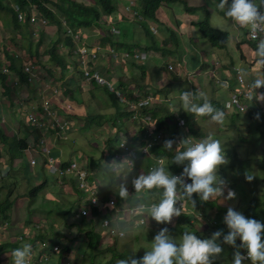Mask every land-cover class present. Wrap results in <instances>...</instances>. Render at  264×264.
<instances>
[{"label":"rangeland","instance_id":"374dc122","mask_svg":"<svg viewBox=\"0 0 264 264\" xmlns=\"http://www.w3.org/2000/svg\"><path fill=\"white\" fill-rule=\"evenodd\" d=\"M53 1V0H51ZM90 1V0H89ZM115 4V11L112 14H115V12L123 13V7L128 0H112ZM137 1V0H135ZM217 2V0H214ZM139 0L136 3V9L139 8ZM212 0H207V2H204V4L199 5L196 9L193 11H186L185 8H191L196 5L195 1L192 0H173L167 4L161 5L160 13L163 15L158 14V12H155V18L152 20V25L155 28V31L153 32L154 36L147 38L149 42H153L152 44V50L149 47H143L146 54V59L142 62L134 61L135 63H129L126 60L121 59H114L111 56V53L114 52L115 55L121 54V53H132L134 52V46L135 44L132 43L130 40L136 41V38L138 37V30L140 27L136 26L135 24H142L141 29L146 31L147 34H150L148 30V26L146 25L147 19L144 18L141 13L140 17L139 15H135L136 17L131 20L134 24L130 22L131 25L124 24L121 21L110 23L109 20L106 19L107 15H103V19L101 20L102 23L100 26H93L88 29H78V33H73L72 40L74 48L76 46H84L86 48H92L93 46H98L100 49L97 51L98 57L95 59V63L93 66H95L102 74H105V76L108 78V80L111 78L114 80L113 76V70L117 71L118 68H120V72L122 73V80L130 76L127 74V71L136 73L139 69V66L142 65L141 63H147V61L152 62L149 64V68L146 74V77L142 74L140 75L138 73V77L136 78V81L133 77H130L133 82L139 87V89H135V92L141 96L148 93H157L162 94V102H159L160 99L152 101V107L158 106L164 107L166 110V107L171 109L175 105L176 98L173 97V93L176 92L175 89H177L178 85L166 84L161 85L162 81V75H164L165 72L169 71L170 73L174 72L173 70H168L167 66L170 64L173 68L178 69L181 68L182 60L187 55L188 50L190 48H193L199 55L200 64H207L208 61L213 57H218L219 61H215L214 65L219 63L223 68H238L242 74L244 79H246L244 73L249 68V62L254 65L253 69L259 73H264V67H262V64L258 63L255 59V49L253 48V45L248 40L247 36V29L244 30H238L235 28L234 25L231 24V21L228 20V18L224 17L222 15V12L217 10L215 8V4L211 3ZM127 5H131L130 2L127 3ZM132 6V5H131ZM160 7V6H159ZM174 9L175 17L171 14V10ZM129 10L132 11V13L135 12V6L129 7ZM157 11V10H156ZM162 11V12H161ZM33 14L35 15L36 19L40 16L39 13H37L35 10H31ZM179 12V13H177ZM7 13V11H5ZM10 13V12H9ZM131 13V12H130ZM182 13V15H180ZM1 20L4 13H1ZM140 19H138V17ZM205 16L208 17L209 25L213 28H216L220 31H224L227 33L228 41L227 44L221 48H215L213 47L211 53H213L211 56H207L206 50L208 49L210 43L201 42V38L198 36H195L193 38L192 36V27L189 26V20L190 21H198L202 20ZM158 18V20H157ZM111 21V20H110ZM176 22L184 23V25L187 24V28H190V34L186 35L188 37L190 45L185 47L182 44V35L177 33L175 31L176 27H173L176 25ZM1 24V22H0ZM19 24L22 26L23 21L19 22ZM112 25L116 27L115 30L119 31L117 33H113L111 31ZM28 27L32 28L34 30V36H30V34H26L24 31L20 33V35H16V38H18V41L16 39L10 41V37L13 35L14 30H10L9 28H3L2 24L0 26V45L7 46L8 51H14L19 57L22 58V61L24 63H32L35 68H37V75L34 82V87L25 85L22 80H19L18 87L16 85H12V82L8 81L10 86L6 85L3 81L1 83L4 87V94L7 96H10V92L12 89H18L19 90V96L24 95V102L23 105H21V99L17 102L16 106L19 108V111L13 110L14 107L7 106L3 108V105H0V109L2 110V113H0V117H4V122L2 127L4 128V133L6 135H15L17 138H25L27 136H32L33 138L38 136L35 134V132H31L28 125L27 120H25V109L27 108L29 111L31 107L35 108L34 110H39V108H36L39 106V103L36 102L37 100V87H42L43 82H48L49 84H54L58 86L60 90H64V87L66 88V92L62 93L59 98V101L65 105V102L70 103V109L62 108L59 111V114H61L63 119L69 121V124L77 126L72 131H66V133L60 137H54V130L51 129L50 132L48 130L46 131L47 139L51 141V143L54 144V147L57 146L58 151L60 152V156L62 159H57L60 162H63L62 160H68L70 157L74 158L72 160H76L80 162L85 167L87 172L91 174V183L93 184V187L97 192L101 195V190L103 189L104 192H113L115 187L118 184V181H125V187L127 189V196L132 199L133 194H135L137 197L139 196L140 201L141 200H150L151 202L157 203L160 199V189L153 188L152 190H143L140 192H137L133 185L131 184V178L135 175H132L130 172V179L129 176L126 179H119L118 175H122L119 171H114V174L112 175L111 170L113 171L114 167L116 169H120L121 166L124 165V163L120 160H115V158L111 155V153L116 148V141L120 140L119 138H123L126 141H131L132 144L139 143L138 134L139 131L136 130V125L130 120L129 114L122 108L117 102L116 104H113L110 97L108 96V90L105 88L98 86L94 83H87L89 84L91 89L99 88L100 91H95L97 95L94 97L92 94H90L87 89L80 87L78 89V93L75 92L72 88L70 89V92L73 91L74 94L71 95L70 92L67 90L68 85L66 83V76L69 74L68 69L64 71V73H61V71L65 68H76L75 67V61L74 58V52L70 53L69 48L65 46L64 44V36L67 35L66 29H63L62 32H56V29L54 26L49 24L39 25L34 24L29 21ZM145 28V29H144ZM177 37H180L181 44L177 47L178 43H173L171 39L172 31ZM44 31L43 37V44L40 46L39 49L44 50L46 47H51L53 42L60 41L61 44H59V53H62V63L64 66H57L52 62V59H50V55L48 54H42L39 59L34 60L32 62V59H30L28 56L24 55V52L21 51V46L24 48L31 47L32 49L35 48L33 46H28V44L31 42L33 45L36 44V39L39 37V31ZM106 30H108L112 34V40H114V47L106 42L105 39H103L102 43L93 44L91 46H88L89 43H94V34H98L99 36H106ZM187 32V31H186ZM80 33H83V37L80 36ZM126 34V35H125ZM136 34V36H135ZM202 35V34H201ZM144 37V36H143ZM178 41V40H177ZM236 41L240 43L241 49H238L236 47ZM17 42L20 46V50L18 48H15L13 45ZM117 42V43H116ZM165 42V45L163 44ZM180 42V41H179ZM10 43V44H9ZM138 46V44H136ZM177 47V49H172L173 46ZM136 46V49H139ZM212 47V46H211ZM170 48V49H169ZM162 49V50H160ZM154 50V51H153ZM33 51V50H32ZM132 51V52H131ZM136 51V50H135ZM0 53L1 50H0ZM243 53L245 56V59H242L240 57V54ZM184 55V57H182ZM1 56V54H0ZM211 59V60H212ZM124 61V62H123ZM22 62V63H23ZM211 65V62L209 63ZM51 66V68H49ZM124 66L127 67V69L124 70ZM113 67H116L113 69ZM138 67V68H136ZM155 67H157L156 73ZM169 68V69H172ZM214 67L211 65V68ZM51 72L48 73L50 70ZM129 69V70H128ZM136 70V71H135ZM142 71V69H139ZM162 70V71H160ZM145 73V71H143ZM164 72V73H163ZM100 73V74H101ZM101 74V75H102ZM73 75L78 82L81 78L78 71L73 69ZM166 76V73H165ZM165 78V77H164ZM167 78V76H166ZM152 79V80H151ZM162 79V81L160 80ZM210 83L212 81L210 80V77L207 78ZM214 82V78L211 77ZM159 80V81H158ZM173 76L169 78V81H173ZM115 81V80H114ZM138 81V82H137ZM165 81V80H164ZM85 82V81H84ZM86 83V82H85ZM215 84V83H214ZM216 85V84H215ZM155 87V88H154ZM217 87V86H216ZM261 87V86H260ZM120 88V87H119ZM262 88V87H261ZM27 92H26V90ZM34 89V90H31ZM141 89V90H140ZM152 89V90H150ZM47 90L51 93H53L54 87L48 86ZM213 90V89H212ZM208 92V87L205 88V92L198 90L197 92H203L204 96L207 98V94L211 96L213 94V91ZM180 91V90H178ZM26 92V93H25ZM208 92V93H207ZM259 93H264L262 89L258 91ZM23 93V94H22ZM47 93V92H46ZM112 93V92H111ZM40 94V93H38ZM113 94V98L115 99V94ZM126 94V93H125ZM14 95V94H13ZM172 95V96H171ZM15 96V95H14ZM30 96L34 99H30ZM171 98H167V97ZM41 97V96H39ZM132 97V96H131ZM12 98V97H11ZM14 99V98H12ZM43 99V98H42ZM56 99V98H55ZM11 100V99H10ZM55 101V100H54ZM117 101V100H116ZM264 105V101H260ZM50 104L46 103V105L49 107L51 106V101H49ZM82 103H86V106L88 108L84 107ZM258 104V102L256 101ZM0 104H4L3 101H0ZM44 107H46L44 105ZM43 104H42V108ZM48 107L45 109V114H43V111L38 113V117L42 118V122L48 123V118L50 116L46 114L48 112ZM82 107L86 110V113L84 116L76 117V110L78 108ZM7 108L6 110H4ZM250 105L247 107L245 112H241L239 115V118L236 120L235 123H231V115L225 113V119L222 124H216L215 122H212L208 117H200L198 118V122L201 124V127L203 131L208 135H211L213 138L217 139L223 149V154L226 158V163L219 165L217 168L219 169L223 165V171L226 173L224 180L226 181V189L229 188L232 189L235 193V196L233 198L224 199V197H219L218 201L220 204H222L224 207H232L236 208L237 211L241 212L244 210V207L247 206V203L249 199L251 198L252 194H262L264 193V170L261 169V166L259 163L260 158L263 156L264 152V119L261 118L256 112L247 113L249 111ZM51 110H53L51 106ZM123 112V113H122ZM125 112V113H124ZM183 112V113H181ZM184 110H180L179 114L174 115V119L177 121L178 117L182 116L184 114ZM91 117L93 115H99L97 119L94 120V123L91 126L88 124V120L86 118ZM258 115V116H256ZM230 116V118H229ZM256 116V117H255ZM19 118V123L21 124L20 127H17L13 129V120ZM157 119V118H156ZM174 120V121H175ZM173 121V122H174ZM157 122V121H155ZM154 121L150 122V125L153 127V124H156ZM172 122V121H170ZM173 125V129H176L173 136H170L171 131L167 130L166 128H162L163 134L165 137V140L172 139L174 140V143L172 145V150L170 153L177 150L180 145L179 141L182 140L181 136L178 133H181V130L184 128L178 127L177 123ZM169 123V122H168ZM175 126V127H174ZM135 129V130H134ZM172 130V129H171ZM136 131L137 134L133 136V132ZM41 131H38V134L40 135ZM184 134V133H183ZM49 135V136H48ZM252 140H249V139ZM37 137L35 138V140ZM32 146V144L30 145ZM53 147V148H54ZM114 147V148H113ZM113 148V149H112ZM31 149L26 146L21 153H18L16 156H13L15 159L10 163L9 155L5 152L4 145L1 142L0 139V151H1V157L0 162H4V166L1 167L0 170V202L4 200L7 195L10 200L14 202V206L12 208V205L10 208H12V217L10 221H21L16 226L13 224L12 226H7L5 231H2L0 228V243H8L9 241H15L19 243L18 237L23 234V232H29L35 230L34 226H38L41 231H46L53 235L54 233H57L58 235L63 236L64 233L67 232L68 229H70L71 225L69 224V217L68 214H66V210L72 211L71 215L75 211L76 207L80 206V200L79 196H76L74 187L68 188L65 186V180L58 179L56 177H52V175L47 171V168L44 164L45 161H41L40 164L35 165L34 167L30 166L28 169L27 166L24 163L19 164L17 166V161H22V155L28 156L29 158V151ZM17 152V151H16ZM107 152V153H106ZM111 152V153H110ZM107 156V157H106ZM249 156V157H248ZM165 158H168L167 156H164ZM249 158L251 164L246 163L244 158ZM32 158V157H31ZM30 158V159H31ZM57 158V157H56ZM255 161H253V159ZM29 159V160H30ZM27 160V159H26ZM166 160V159H165ZM237 160H240L241 166L244 168L243 174L245 176H249L247 173L248 166H251L250 171H257L261 170L259 172V175L257 176V180L255 183V180H248L244 178L243 176H239L237 174V171H233L230 169L229 164L232 162H236ZM168 161V160H167ZM112 164V165H111ZM170 167V165H168ZM140 169L135 166V169ZM143 170V169H142ZM96 171H99L100 174L105 177V180H102L101 183H95V177ZM22 172V173H21ZM40 172L42 174V178L39 180V182L43 180L48 181V186L46 185V189L44 191V194H42V200L40 199L37 204H35V207H27L26 204V198L27 197V191L29 188H31L37 181L34 178V173ZM92 173L94 174L92 176ZM136 174V171L134 172ZM143 174H147L143 170ZM138 176V174H137ZM16 177V178H15ZM66 178V177H65ZM67 180V178H66ZM129 180V181H128ZM251 181L255 183L254 185H251ZM110 182V183H109ZM185 182H189L188 178L185 179ZM108 185V188H103L104 186ZM103 186V187H102ZM113 189V190H112ZM143 194V195H142ZM74 196V197H69ZM129 195V196H128ZM226 196V195H225ZM17 199V202L15 200ZM38 199V198H37ZM36 199V200H37ZM55 200V204H53L51 201ZM123 200H125L123 198ZM125 201H123L124 203ZM139 202V201H138ZM127 203V202H126ZM137 203V202H134ZM219 203H215V207L218 209V207H221ZM227 203V205H225ZM44 204L46 207H44ZM25 205V206H24ZM191 204H188V206ZM48 206V207H47ZM38 207L42 210H38ZM186 207V206H185ZM222 208V207H221ZM21 215H19L20 210ZM34 209L35 211H32ZM185 212V211H184ZM183 212V213H184ZM188 211H186L184 214L180 213L179 215L171 217L170 221L167 223L163 222H156L151 217L147 220L148 224L145 226H135L133 230H131L128 235L124 238V240L119 241L116 236V240L111 236L112 240L114 239L116 241V248L115 252L118 253H128V254H144L145 251H147L152 243V239L154 235L163 227H166L169 231V235L179 241V238L183 234L184 231H193L194 234L197 233L198 238H208L210 237L211 233L216 230H224L225 228L220 225V222L218 219H216L217 223L214 224L215 227H211V225L206 221L205 218L199 216H189L187 215ZM5 212H0V220L3 219ZM26 215V216H24ZM33 215H36L37 218L34 219ZM70 215V214H69ZM56 225H59L60 227L56 228ZM210 225V226H209ZM36 228V230L38 229ZM58 229L57 231H55ZM75 232L77 231V227H74L73 229ZM75 236L77 234H74ZM116 235V234H115ZM25 236H23L24 238ZM8 240V241H6ZM39 246V245H37ZM4 248V247H3ZM224 252L221 254L220 257L217 258L218 264H231L232 259V248L228 245H223ZM12 247H8L6 250H2L0 253V264H10V259L12 252ZM111 253H108L106 255V258L108 259V262L110 264H119V257H115L113 260H110ZM107 262V263H108ZM245 264H248L246 261Z\"/></svg>","mask_w":264,"mask_h":264},{"label":"clouds","instance_id":"9594fccd","mask_svg":"<svg viewBox=\"0 0 264 264\" xmlns=\"http://www.w3.org/2000/svg\"><path fill=\"white\" fill-rule=\"evenodd\" d=\"M215 8L222 12V15L228 18L236 29H247L248 33L254 34L256 39L255 59L258 63L264 65V0H217ZM24 64L25 66L21 69L22 73L26 76L29 75L32 78L28 81V84H24L30 85L36 77H38L36 73L37 68H35L32 63ZM9 65V61L5 58V53L2 48L0 67L3 69V73L7 75L6 80H9L12 82V85L18 87V82L22 79H20L16 71L9 69ZM76 65L79 69L78 72H80L78 63H76ZM26 66L29 67V71L27 72L24 70V67ZM245 75L248 74L245 73ZM80 76L82 78L81 72ZM1 81L3 80H0V82ZM261 85H264V73L256 74L250 79L247 84V90L244 93L247 97L248 103L252 101L254 96L257 101H264V93L256 92V89L260 88ZM52 86L54 87V90H56H53V93L50 92V94L54 96V99L46 96L39 97L41 96V93L39 92L40 95L36 100V102L39 103V106L36 108H41L40 110L43 111L42 104L44 101H48V103L49 101L53 102L51 103V106L54 111L51 110V112L55 114V119L50 117L48 118V123H44L42 122V118L38 117V113L41 111H36L34 110L35 108L31 107L30 111L27 108L25 109V120H27V125L31 132H34L35 129H37L38 131H41L40 135L43 133L47 137L46 131L48 130V132H50L51 129H53L55 137L56 135L57 137H60V134L63 136L70 127H73V124H71V122L69 124V121L63 119V116L59 114L60 109L65 108V105L59 101L58 97H60L63 92H66V88L60 90L58 86ZM177 92L178 95L175 96L177 103L173 106L172 112H176L179 108H182L187 113L206 116L216 124L223 123L225 112L220 108L215 107L204 96L203 92L187 90ZM177 92H174L173 94H176ZM23 102L24 100L21 99V105H23ZM67 103L68 102H65V104ZM51 106L49 107L50 109ZM31 112L43 123L44 130L35 128L32 122L29 121L28 117ZM57 119H60L63 122H68V125H66L65 129L60 134H57L59 130L58 125H56ZM153 119L156 120L154 116ZM153 126L155 130L158 129L155 124H153ZM40 135L38 134V136H36L37 139ZM37 139L34 140V142L37 141ZM119 139L124 140L123 138ZM120 140H118V143ZM141 140L142 139L139 136V143ZM129 143L132 144L131 141H129ZM173 143L174 140L167 139L164 141V145L161 146H164L171 151ZM137 144L135 143L132 145L138 146ZM179 145L180 147L173 152L171 160L177 165H183L180 175H173L166 169V167L157 166L147 174H141L131 178V184L137 192L153 188L161 190L159 201L151 204L147 209L150 217L158 223H167L170 221L171 217L180 214L181 209L174 206L178 200L186 198L192 202L193 193H196L201 201H208L209 199L217 200V198L221 197L227 186L226 181L223 178L218 177L216 174L217 167L226 163L222 146L217 139L213 138L211 135L200 139L189 137L180 140ZM27 146L30 145L28 144ZM117 149L112 153L110 152L111 155L117 151ZM76 162L82 167L80 162ZM113 171H119L122 174L121 179L123 180L129 176L131 168L130 165L125 162L120 169H113ZM185 177L190 178V182H185ZM245 178L250 180L252 177L246 176ZM178 189L180 190L179 194ZM126 194L127 189L122 182L120 183L118 195L124 197ZM234 196V191L229 188L224 199L233 198ZM86 204L87 202L84 201L83 205L87 206ZM100 204H102L100 212L101 215H103L102 211L104 204L103 202L99 203V205ZM89 211L91 213V209ZM104 213L107 214L108 212ZM102 217L107 216H100V219ZM97 222L98 228H101L99 226V221ZM223 224L227 228L226 232L223 230H216L212 232L208 238H198L193 231H184L179 238V241L171 237L168 229L163 227L154 235L150 248L144 252L142 257L136 259L129 256L128 258L121 259L119 264H214L217 258L224 252L223 245H228L232 248L231 264H245L246 261L248 264H264V238H262L264 237V223L251 217H245L241 212L232 207H228L223 216ZM120 235L123 236L124 232L121 231ZM20 236L23 240V236ZM237 241H239V243ZM56 245L59 246V252L61 245ZM51 250L52 248H49L47 251L49 252ZM47 251L44 248L40 251L45 255V257L42 258L39 257V252L37 250H31L29 244L23 243L12 249L10 264H32L31 259L34 257H37L38 260L46 263L48 257L52 255H48V253H46ZM33 252H35V255H30ZM28 256L30 258L29 260H26Z\"/></svg>","mask_w":264,"mask_h":264},{"label":"trees","instance_id":"16d2710c","mask_svg":"<svg viewBox=\"0 0 264 264\" xmlns=\"http://www.w3.org/2000/svg\"><path fill=\"white\" fill-rule=\"evenodd\" d=\"M171 1H173V0H139L138 10L144 18L154 19L155 18V12L159 8V6H161L163 4H167ZM15 6L18 7L17 10H15V8H14ZM196 8L197 7H191V8H188V9L185 8V9H186V11H190V10L193 11ZM32 9L40 14V16L37 19L35 17L34 24L42 25L40 22V19H44L45 24H49V25L54 26L56 29V32H62L63 33L64 28L66 29V32H67V29L69 30V32L66 33L67 35L64 36V40H63L64 43H62V44H64L65 46H67L69 48L70 53H73V51H74V46H73L74 41L72 40L73 33H76L78 31V29H88V28H91L93 26H100L102 23L101 20L103 19V15L104 14L110 15L115 11V4L113 3L112 0H90V1L89 0H53V1H51V0H0V15H2L1 14L2 12L4 13V15L2 16L3 17L2 20L0 19V22L3 26V28H9L10 30H14L13 35L9 38L10 41H12L14 39H16L18 41V38H16V35L17 36L20 35V33H22V31H24V32L26 31L25 33L30 34V36H32V37L34 36V30L32 28L28 27V23L30 21V15H31ZM5 11H7V13H5ZM19 11L23 13V17H21V18H19L18 14H17ZM0 18H1V16H0ZM21 21H23V24H22L23 27H21V25L19 24V22H21ZM195 26L198 27L202 36L210 43V45L212 47L221 49L227 44V41H228L227 33L210 26L207 16H205L202 20L195 22ZM105 33H106V36L101 37L98 35L96 38H94L96 41H94V43H89L88 46H91L95 43L98 44V42L101 44L103 39H105L106 42L108 44H110L113 48L114 44H115L114 40H112V37H111L113 33H110L108 30H106ZM42 35H44V31L41 29L39 31V37L36 39V44L33 45L31 42L28 44V46H33L35 48H33V49L31 47L24 48L23 46H21V51L24 52L25 56H28L30 59H32V62H34V60H36V59H39L42 54H48V55H50L49 58L52 59V62L55 65L64 66L63 64H61L63 61L62 56H61L62 53H59V44H61V42L59 40L56 42H53L51 47H47V48L45 47L44 50L41 51V49H39V48L43 44V40H44ZM80 36L83 37V33L82 34L80 33ZM16 43L17 42H15L13 46L15 48H18V50H20V47H18L20 45L17 43V45H18L17 46ZM250 43L253 45V47H255L253 42H250ZM3 51L5 53V58L9 61V64H10L9 69L16 71L18 76L20 77V79H22L24 83L28 84L29 83L28 81L31 80L32 78L29 75L26 76L25 74L22 73L21 69L23 66H25V64L22 61V58L19 57L20 55H18L14 51H11V52L8 51L7 46H3ZM74 61H75L74 65L76 67V63H77L76 58H74ZM126 61L133 62L132 60H126ZM64 67L65 68L61 71V73H64V71L67 70V67L66 66H64ZM139 67H142V66H139ZM49 68H51V66ZM47 71H49L48 73H50L51 69L47 70ZM6 78H7V75L5 73H3V69L0 67V80H3V82H4L6 80ZM133 83L135 84V82H133ZM233 85H234V83L231 82L230 85L228 84V86H226V87H229L230 89H232ZM103 88H105V87H103ZM67 90H68V88H67ZM124 92L130 93L128 90H124ZM108 96L110 97L113 104H116L117 101L114 100L113 94L111 92H108ZM208 100L215 107L220 108L225 113L228 114L230 112L231 123H235L236 120L239 118V115L241 112L238 110H235V109L227 110L224 107V101L220 102L219 100H216L214 98H210ZM262 107L264 108V106L257 104L256 101H254V99H253L250 102V108H249V111H247V113L253 114L254 112H256L261 118L264 119V109ZM40 109H39V111H41ZM155 112L156 111L152 112V114L154 116H156ZM258 115H256V116H258ZM87 116L88 115H86V118L89 121L88 124H90L87 126H91L94 123V120L99 117V115H93L91 117H87ZM182 116H184V118H185V119L183 118L184 119V127H182L186 130L185 133H187L188 135L193 137V139H200V138L207 136L205 131H203L201 124L198 122V118L206 117V116H200V115H196L193 113H187V112L185 114H183ZM229 118H230V116H229ZM168 120L173 122L175 119H174V115L172 114V112L169 109H167V107H166V112H164V114H162V116H159V118L156 119L157 128L161 129V128L165 127L166 123H168ZM173 123H175V125H176L177 121L175 120ZM168 129H169V127H168ZM171 129H170L171 136H173V132H175L176 129H173V128H171ZM34 132H38V130L35 129ZM0 139L4 145L5 152L10 156L9 157L10 163H12V161L15 159L13 156H16L18 153H21V151L30 143V140H32L33 137L27 136L25 138L20 139V138H17L14 134L13 135H6L3 132V129L0 128ZM34 140H35V137H34ZM249 140H252V139L250 138ZM115 141H116V144H118V140H115ZM140 143H142V140L140 141ZM117 148L118 147L116 145L115 150ZM151 152L155 156H161V157L167 156L168 158H165V157L164 158L166 160H168L167 161L168 163H170L169 168L172 172L181 171L183 165H177L175 162H172L171 157H172L173 153L172 152L170 153V151L168 149H166L164 146L156 145V146L151 148ZM0 157H1V151H0ZM21 157H23V155ZM248 157L244 158V159H245L246 163L251 164L250 159ZM150 160L151 159H149V161H148V159H147L146 160L147 163H149ZM43 161H45V158L43 159ZM253 161H255V160L253 159ZM240 163H241L240 160H237L236 162L230 163L229 167L231 170L237 171V174L239 176H243L245 178L246 176L243 174L244 168L241 166ZM257 163H259L261 166V169L264 170V152H263V156L260 158V161ZM63 165H66V164L63 162ZM252 165H253V163H252ZM252 165L248 166V170H247L248 172L247 173L249 174V176L252 177L251 178L252 180H255V183H256L257 176L259 175V172L261 170L250 171ZM224 166L225 165H223L219 169L217 168V170H216L217 176L221 177L223 179L225 178V174H226L223 171ZM111 173L113 175L114 171L111 170ZM52 177H53V175H52ZM54 177L58 178L56 175H54ZM61 178H62V180H65V182H69L70 185H72L73 187L76 188L74 179L71 178L69 180H66L65 176H61ZM188 180L190 182V178H188ZM263 181H264V179H263ZM255 183H253L251 181V185H254ZM46 185H47L46 179L41 181V182H36L31 188L28 189L27 198L33 199V198L38 197L40 193H43L45 191ZM150 190H152V189H150ZM101 193L103 195H101L97 192V195L101 198V200H104L110 194L108 191L107 192L101 191ZM226 194H227V189L225 188L221 197H224ZM41 196H42V194H41ZM145 200H147V199H145ZM184 200H186L188 204H191L190 208H192L194 210L195 209L199 210L202 214V217L206 219V221L211 225V227H213V226L215 227L214 224L217 223L216 219H218V221L220 222V225H222L225 228V230L227 231L226 226L223 224V216L225 215L228 207H226V206L224 207L222 204H220L218 201V198H217V200L216 199H213V200L209 199L208 201H201L198 198L197 194L193 193L192 194V202H190L186 198ZM55 202L56 201L54 200L52 203L55 204ZM129 203H132V201ZM215 203H217V204L219 203V205L222 208L218 207V209H217L215 207V205H216ZM11 205H12V200H10L8 195H7V197L0 202V212H5L4 216H6V213L10 209ZM225 205H227V203H225ZM174 206L176 207L177 203ZM101 207H102V204H100L98 206H94V207L92 206L91 207L92 214L94 216H97V214H99L101 211ZM234 209L236 210V208H234ZM71 212L72 211L69 212V210H66V214H68V217L71 216ZM241 213L245 217H251V218H254V219L259 220L262 223H264V193L252 194L251 198L249 199V201L247 203V206L244 207V210L241 211ZM209 214H211L213 216V218L210 220H207ZM73 215H74V216H72L73 221L77 222V223L81 222L83 224L84 228L81 230V233H79L76 236L72 235V234L69 235L68 240H67V245L65 247H63L62 249L60 248L59 252L68 251V248L71 244H75L79 240H82L86 248L98 253L100 251L99 247L101 246V242H102V238L98 235V233L95 229V228H97L96 224L98 225V222H96V220L93 219V222H91V220H90V224H89V221L87 218L76 217L75 212L73 213ZM116 231L117 230H115L114 235H113V238L115 240H116V236H117V235H115ZM195 235H197V233H195ZM262 238H264V237H262ZM114 239H113L114 244H112L111 247L106 248L108 251H110L112 253L111 254L112 255L111 260H113L117 256L119 257L120 260L128 258L129 256L134 257L136 259H139L140 257L143 256V254H128V253L123 254V253L115 252L116 241ZM18 246H19V243H17V242H16V244L11 243V242L10 243H0V253L2 252V250H6L8 247L15 248ZM9 256H11V255H9ZM214 264H218V262L215 261Z\"/></svg>","mask_w":264,"mask_h":264},{"label":"crops","instance_id":"0c3cea01","mask_svg":"<svg viewBox=\"0 0 264 264\" xmlns=\"http://www.w3.org/2000/svg\"><path fill=\"white\" fill-rule=\"evenodd\" d=\"M130 1H133V4H132L131 8L135 6V12H136V14L130 13L129 11L125 10V7H126L127 3H129ZM192 1H195L196 5H198V6H194V7H199V5L204 4V2H207V0H192ZM136 3H137V1H135V0H128V2H126L124 4L123 13H120V12H117L116 11L115 14H110V15L107 16V18L105 17L104 18L105 21H106V19L109 20L110 23H114V22L121 21L125 25L126 24L131 25L130 22H131V20L134 21L133 19L136 17L135 15H139L140 16L139 10L136 9ZM211 3H214L215 4L216 2L214 0H212ZM160 10H161V6L157 9L156 13L158 12V14L162 15L160 13ZM171 11H172L171 14L175 17V14H174V11L175 10L172 9ZM177 13H179V12H177ZM180 15H182V13H180ZM138 19H140V18L138 17ZM175 19H176V17H175ZM147 20L148 21H147L146 25L148 26V30H149L150 34H147L145 30L143 31L141 29L142 28L141 27L142 24H138V25L135 24L136 26H138L140 28L138 30V34H137L138 37L136 38V41H135V38H134V40H130L132 43L135 44L133 51L138 50V49H136V46H137L136 44H138L137 47L139 49H141L139 51H142V52L144 51L142 49L143 47H146V48L149 47L151 50L153 49L152 48V44L155 41L149 42L147 40V38H150V37H153L154 36L153 32L155 31V28L152 25V22H153L152 20H154V19H147ZM157 20H158V18H157ZM200 20H198V21H200ZM198 21H195V22H198ZM195 22L189 20V26H190V28L192 27V36H193V38L195 36H197V34H199L198 36L201 38V42L204 41V42H206V45H207L208 44L207 43V40L201 35L198 27L195 26ZM131 23L134 24L133 22H131ZM112 26H114V25H112ZM173 27H176L175 31H177L178 34L180 33L182 35V38H183L182 39V44H181L180 37H177L178 35L176 34L177 35L176 36L174 34V32L171 30V28H169L172 31L171 39L170 40L173 43H178L177 47L181 44V45H184L185 47L188 48V46L190 45V43H189L188 37L186 35H189L190 34V28L188 29L187 28V24L184 25V23H180V22L179 23L176 22V25L173 26ZM118 31H119V29H118ZM97 36H98V34L95 33L94 34V38H96ZM135 36H136V34H135ZM94 41H96V40L94 39ZM250 42H252V41H250ZM253 43L256 46V42H253ZM163 44L165 45V42ZM177 47L173 46L172 49H177ZM236 47L238 49H241L240 43L238 41H236ZM2 48H3V46L0 45L1 52H2ZM212 48L213 47L209 46L208 49L206 50V53H207L206 55L207 56H211L213 54V53H211L212 51H214ZM253 48L255 49V47H253ZM160 50H162V49H160ZM0 54H1L0 57H2V53H0ZM182 57H184V55H182ZM240 57L242 59L246 60L245 59V56L243 55V53L240 54ZM211 59L208 61V63L206 65L205 64H200L201 61H200V58H199L198 53L193 48H190V50H188V52H187V55L182 60V64H181V68L180 69H178L180 66L177 67V68H173L172 67V69H169L168 66H167L168 70H173L174 72H172V73H170L169 71H167L168 73L165 72L167 78L165 76V73L163 72L164 75H162V79H164L165 81L164 80L162 81V79H160L162 81V84L161 85H163V84L166 85V84H170V83L173 84V82H174V85H178L177 86L178 88L175 89L176 92L178 90H180V91L187 90V91H193V92H197L198 90H201V91L205 92V88L208 87V92L213 89L212 90L213 91V94H211V96H209V94H207V96H208L207 99L214 98L216 100H219L220 102L221 101H224L225 99L228 98L231 90H230L229 87H226V85L223 84L222 79L225 80V81H227L229 83V85H230V83L233 81L232 67H230V68H223V66H221L220 63H219V65L218 64L214 65L215 64V61H219L220 62V60H219L218 57H213V59L212 60ZM127 62H129L130 64L131 63H135L134 61L133 62L127 61ZM210 62H211V65H213L214 67L211 68V65L209 64ZM213 62H214V64H213ZM151 63L152 62H150V61L149 62L147 61V63H144V64L141 63L143 65H140V66H142L143 68L142 67H139V69L141 68L142 71H140L138 69L137 72H139L140 75L142 74V76L144 75V77H146L148 68L150 66L149 64H151ZM139 64H140V62H139ZM249 64H250L249 65V68L245 72L248 75H245V73H244V75L246 77V80L248 82L250 81V79L252 77H254L256 74H258V72L253 69L254 65H252V63H250V62H249ZM262 67H264V65H262ZM114 68H116V67H113V69ZM73 69L76 70V71L79 70L78 67H77V65H76V68H72V67L68 68L69 74L66 76V79H65L66 80V83L68 85V91L70 92V89L72 88L73 90H75V92L78 93V89L80 87H82V88L87 89V91L90 94H92L93 97L95 95H97L95 91H100V89L99 88L91 89L89 87L90 85L87 84V83H85L83 79H80L77 82L76 79H75V77H74V75H73ZM125 69H127L126 66H124V70ZM213 70L216 71V75L219 78L220 84L218 83V84L215 85L214 82H213V79H211V77L213 78L214 76H216V75L213 74ZM143 71H145V73ZM156 71H157V67H155L154 73H156ZM160 71H162V70H160ZM137 72L136 73H132V72L127 71V74L130 77H133L136 80V78H139ZM36 73H37V69H36ZM78 73L80 74V72H78ZM113 76H114V80L116 82V85L117 86L119 85L118 87H120V89H122V90H128L131 93V95L132 94L134 95L136 93L135 92V89H139V87L136 84H134L131 79H129L130 77L129 78L125 77L122 80V78H121L122 77V73L120 72V68H118L117 71H114L113 70ZM172 76H173L174 80L173 81H169V78H171ZM208 77H210V80L212 81V83H210V81L207 79ZM8 81L5 80L4 83L6 85L10 86V84H9ZM42 83H43L42 87H39V86L37 87L38 93L39 92L41 93V97L46 96V97H50L51 99H54V96L51 95L50 92L47 90V87L48 86H52L54 84H49L48 82H45L44 83L43 80H42ZM28 86L34 87V82H32ZM261 87L258 88V89H256V91L258 92L260 89H262L264 91V85H261ZM31 90H34V89H31ZM150 90H152V89H150ZM4 92H5V90H4L3 84L0 82V101L1 102L3 101V103H4V104H0V105H3V108L5 107V105H7L8 107L9 106H12V107H14L13 110L16 109L17 112H18L19 111V108L16 106V104H17V102L20 99H25L24 98V95H21V96L18 97L19 90L17 88L16 89H14V88L12 89V91L10 92L11 93L10 96L5 95ZM26 92H27V90H26ZM38 93H37V97L40 95ZM70 94L73 95L74 92L71 91ZM176 95H178V92L176 94H173V97L172 98H174ZM11 97L14 98V99H12ZM32 98L33 97L30 96V99H32ZM167 98H171V97L168 96ZM254 101H257L255 97H254ZM257 102H258L259 105L264 106L260 101H257ZM176 103H177V101H175V105H176ZM82 104L84 105V107L88 108V106H86V103H82ZM152 108H153V112L156 111L155 112L156 113V116H154V118H159V116H162V114H164V112H166V110H164V107H159L158 108V106H154ZM6 109L7 108H5L4 110H6ZM167 109H169V108H167ZM172 110H173V108L171 109V112H172ZM180 110H181V108H179L176 112H172V114L173 115L179 114L180 113ZM75 112H76L75 116L79 118V116H84L85 115L86 110L83 109L82 107H80ZM0 113H2V110L1 109H0ZM181 113H183V112H181ZM185 113L186 112H184V114ZM228 114H230V112ZM3 118L4 117H0V119H1L0 120V124H3V122H4V119ZM178 118H184V116H181V117L179 116ZM153 120H154V122L156 121L155 119H153ZM18 121H19V118H17V119L14 118V120L12 121L13 122V125H14V126H12L13 129L21 126V124ZM168 122L169 123H166L165 126H167L166 129L170 131V129L173 127L174 124H171L172 122H170V120H168ZM155 123H156L155 124V126H156L157 125V122H155ZM135 125H136V127H138L137 124H135ZM76 127L77 126L73 125V127H70L69 128L70 129L69 131H72ZM168 127H169V129H168ZM0 128H2L3 129V132H4V128L2 127V125H0ZM136 130H138V129L136 128ZM185 131H186L185 129L184 130L182 129L181 130V133H178L181 136V138H183V133H185ZM132 132H133V136H135L137 134L136 131H132ZM174 133L175 132H173V134ZM36 134L38 135V132H36ZM139 136L140 135L138 134V138H139ZM170 136H171V134H170ZM56 137H57V135H56ZM31 144H32V146L34 145V139L30 140L29 145H31ZM46 144H47V146L49 147V149L51 151V155L55 157V160L57 162H60L57 159L59 158L61 160L62 157L60 156V152L58 151L59 149H57V146L54 147V144L51 143V141H49L48 139L46 141ZM31 157L35 159V161H36L35 164H30L29 159ZM22 158H23L22 161H17L18 162L17 163V166H19V164H21V163H24L27 166L28 169L30 168V166L34 167L35 165L40 164L41 161L44 159L43 158V154L40 151H38V150L35 151L34 148L29 151V158H28V156L26 157L25 155H23ZM72 159H74V158L70 157L68 160H62V161L67 165L68 163H70L71 161H73ZM135 163H136V167L140 168V169H136V174H138V175L143 174V170L142 169L145 167V160H139V161H137ZM80 165L83 166L81 163H80ZM3 166H4V162L1 161L0 162V170L2 169L1 167H3ZM33 176H34V178H35V180L37 182H39V180L42 178V174L40 172H35ZM94 177H95V183L96 184L97 183H101L102 180H105V177H103L100 174L99 171H96V175H94ZM66 178H67V180L70 179V177H67V176H66ZM117 178H118V180L121 179V175L119 174ZM58 179H62L61 176L58 177ZM129 179H130V173H129ZM120 183H122V181H118V184L116 186H114V188L115 187H120ZM123 183L126 184L125 181H123ZM47 184H48V181H47ZM65 186H67L68 188H72L73 187L72 185L69 184V182H65ZM103 188H108V185L104 186ZM74 189H75V193H76L75 197L76 196H79V200H80L79 203H80V206H81V205L84 204V201H82V199H81V194H80L79 190L77 188H75V187H74ZM101 191H104V190L102 189ZM114 191H118L119 192V189L118 188H115ZM41 194H44V192L43 193H40L38 197L33 198V199H28L27 197H24V198H26V201H25L26 204L25 205L27 207H35V204H37V202L40 199L42 200V198H43L41 196ZM67 196L74 197V196H70V195H67ZM126 196L127 195H125L124 197H120V200L121 201H125L124 202L125 205L135 204L134 202L140 201L139 196L137 197L135 194H133L132 199L130 197H126ZM123 198L125 200H123ZM53 201L54 200H52L51 202H53ZM131 201H132V203H129ZM15 202H17V199L15 200ZM12 204H13L12 205V208H13V206H14V202L13 201H12ZM44 207H46L45 204H44ZM12 208H10L7 211V213H6V216H3V219L0 220V228L2 229V231H5V229L7 228V226H12L13 224H15V226H16L18 223H20L22 221V220L21 221H17V222L16 221L15 222L14 221H10V219L12 217V212H13L12 211ZM77 208H79V206L76 207V209ZM90 209H91V207H90ZM38 210H42V209H40V207H38ZM21 211H22V209L20 210L19 215L22 216ZM32 211H35V210L32 209ZM92 215L93 214H92V211H91V213H89V216H88L89 224H90V220H91V222H93V219H95L96 222L99 221L98 217L100 218V216H111V217L114 218L113 219L114 223L111 225V227H109L110 229L107 228V227L98 228V226L96 224V227L97 228H95V229H96L98 235L102 238L101 246L99 247V250L100 251L98 253L97 252H94L92 250H89L88 248H86L85 245H84V243H83V241L82 240H79L75 244H71L69 246V248H68V251H66V252H62L61 251V252L53 253L52 255H50L48 257L46 263L38 260L37 257L32 258L31 259V263L32 264H66L67 262H71L72 264H110L108 262V259L106 258V255L108 253H111V252L108 251L106 248L111 247V245L114 244L113 243V240L111 238V236L114 235V232H112V229L113 230L127 229L130 226L131 222L128 221L127 218H122V217H120L118 215L116 216V214L113 211H111V212H109L107 214L103 212V215H101V212H100L99 214H97V216H94L93 215V217H92ZM24 216H26V215H24ZM72 216H74V215L72 214L69 217L70 218L69 219L70 221H69V224H68V225H71V227H70V229L67 230L66 233H64L63 236L58 235L57 233H54L53 235H51L50 233H48L46 231H41V229H39L40 227L38 228V226H34L35 227V230H34L35 233H33V231H29V232H23V234H21L22 236H25V237L23 238V240H20L19 241V246L21 244H23V243L29 244L31 246V250H37L39 252V257H42V258L45 257L44 253L40 252L43 248L47 251L49 248H51L52 245L60 244L61 245V249H62L63 247H65L67 245V240H68V236L69 235H71V234L72 235H74V234H77L78 235L79 233H81V230L84 228V226H83V224L81 222L80 223L79 222L78 223L77 222H74L73 219H72ZM33 218L36 219L37 216L36 215H33ZM212 218H213V216L211 214H209L207 220H210ZM55 227L58 228L60 226L55 224ZM74 227H77V231L76 232L73 230ZM36 228H38V229L36 230ZM57 230L58 229H56L55 231H57ZM223 231L226 232L225 229ZM6 241H8V240H6ZM10 242L11 243H14L15 241H9L8 243H10ZM37 245H39V246H37ZM30 255H33L34 256L35 255V252L31 253ZM29 258L30 257L28 256L26 258V260H29ZM110 260H111V257H110Z\"/></svg>","mask_w":264,"mask_h":264},{"label":"built area","instance_id":"2783aa9c","mask_svg":"<svg viewBox=\"0 0 264 264\" xmlns=\"http://www.w3.org/2000/svg\"><path fill=\"white\" fill-rule=\"evenodd\" d=\"M130 4L132 5L133 2L130 1ZM131 5H126L125 10L129 11L132 13V11L129 10V7ZM15 10L18 9L17 6L14 7ZM19 18L23 17L22 12L17 13ZM133 14H136L134 12ZM108 16V15H107ZM35 21V16L33 13L30 15V22ZM40 22L42 25L45 24L44 19H40ZM116 28L112 26L111 31L113 33H117L118 31L115 30ZM67 32L69 30L67 29ZM247 36L248 39L251 41L256 42L254 34H250L247 31ZM74 41V40H73ZM100 48L98 46H93L92 48H86L84 46H76L74 48V55L76 57V61L78 63V66L80 68V72L82 75V78L86 83H94L98 86L105 87L109 92H112L115 94V99L117 100V103L124 108V110L129 114L130 120L137 124V129L139 131L140 137L142 139V143L137 144L138 146H134L131 143L125 141V140H120L117 147V151L113 153V157L115 160H120L124 164L127 162L128 165H130L131 168V173L132 175L137 176L134 172L136 171L135 166L137 161L139 160H145V167L143 170L148 173L149 171L153 170L157 166H164L166 169L173 175H180L181 171L178 172H172L168 165V163L164 157L161 156H155L151 152V148L156 146V145H164L165 137L163 134V130H155L152 128L150 125V122L153 121V108L152 104L154 100H159V102L162 103V96L158 93H148L139 97L140 95L135 93L134 95L131 93H126L124 90L120 89L117 85L116 82L111 78L108 80V78L105 76V74H102L94 65L95 59L98 57L97 51ZM111 56L116 60V59H121V60H132V61H139L142 62L146 59V54L145 52L142 51H134L132 53H121L115 55L114 52L111 53ZM169 68H171V65H168ZM24 70L27 72L29 71V67L26 66L24 67ZM232 72H233V87L230 89V94L227 99L224 100V107L227 110H238L240 112H245L247 107L249 106L250 102L248 103L247 97L244 95L245 91L247 90V84L248 81L244 79L242 72L238 68L232 67ZM102 75H101V74ZM213 74L216 75V71L213 70ZM214 83L215 84H220L218 76H214ZM222 82L224 85L228 86V82L222 79ZM56 91V90H54ZM257 92V91H256ZM132 96V97H131ZM255 97V96H254ZM252 98V100L254 99ZM48 101L43 102V107L44 105L46 107L43 108V112L45 114V109H47ZM49 104V103H48ZM50 107V106H49ZM48 107V114L52 119H55V114L51 112V109ZM65 107L67 109H70V105L67 103L65 104ZM263 108V107H262ZM264 109V108H263ZM248 110V109H247ZM29 121L32 122L33 126L35 128L44 130L43 123L38 120L32 112L29 114ZM68 122L67 121H62L60 119L56 120V125H58V132L57 134H60L63 132L65 129L66 125ZM177 126L178 127H184V119L183 118H178L177 120ZM154 127V126H153ZM166 128V126L164 127ZM191 137L187 133L183 134V139H187ZM193 138V137H192ZM47 137L45 134H41L37 141L34 142L33 146H28L31 150L34 148L35 151L38 150L43 154V158H45V166L47 168V171L52 174L56 175L57 177L60 176H67L70 177V179L75 180V186L78 188L81 194V199L82 201L87 202V206H96L99 205V203L103 202V211L102 212H111L113 211L116 216H120L122 218H127L128 221L131 222L130 226L127 229H120L116 231V235L118 240L122 241L124 238L128 235V233L134 229L135 226H145L148 224L147 220L149 219L150 215L147 211L148 207L153 204L154 202H151L150 200H141L135 204H130V205H125L123 201L120 200V196L118 195V191H111L109 196L103 200H101L97 195H96V190L93 187V184L91 183V174L87 172L86 168L80 167L76 161H71L67 165H63V162H57L55 158L51 155V151L49 147L46 144ZM150 162L147 163V160ZM30 164H35L36 161L34 158H31L29 160ZM183 168V167H182ZM114 169H116L114 167ZM187 179V177H185ZM178 194H179V189H178ZM177 208L181 209L180 213H183L184 211H188L187 215L193 216H199V218L202 217V214L199 210L197 209H192L190 208L191 206H188V203L186 200L181 199L178 200L177 202ZM85 205H82L81 207L77 208L75 211V216L76 217H82V218H87L90 213V207H87ZM143 206V207H141ZM186 206V207H185ZM184 212V213H185ZM183 213V214H184ZM113 217H102L99 220V226L101 228L103 227H111V225L114 223ZM110 229V228H109ZM123 231L124 235L121 236L120 232ZM112 232H115V230L112 229ZM19 240H22V237L19 236ZM52 250L47 251L48 255L53 254L52 252H58L59 246L58 245H52ZM46 260V259H44ZM28 263V261H27ZM66 264H72L71 262H67Z\"/></svg>","mask_w":264,"mask_h":264},{"label":"water","instance_id":"95a60500","mask_svg":"<svg viewBox=\"0 0 264 264\" xmlns=\"http://www.w3.org/2000/svg\"><path fill=\"white\" fill-rule=\"evenodd\" d=\"M238 243H239V241H237ZM241 251H243V250H241Z\"/></svg>","mask_w":264,"mask_h":264},{"label":"bare ground","instance_id":"6f19581e","mask_svg":"<svg viewBox=\"0 0 264 264\" xmlns=\"http://www.w3.org/2000/svg\"><path fill=\"white\" fill-rule=\"evenodd\" d=\"M132 52V51H131ZM98 219H100L99 217H98Z\"/></svg>","mask_w":264,"mask_h":264}]
</instances>
